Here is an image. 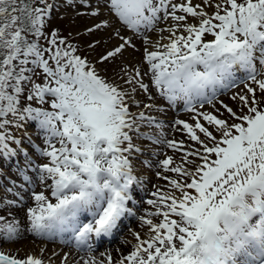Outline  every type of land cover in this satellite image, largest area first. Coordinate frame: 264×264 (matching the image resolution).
Returning <instances> with one entry per match:
<instances>
[{"label": "snow or ice", "instance_id": "snow-or-ice-1", "mask_svg": "<svg viewBox=\"0 0 264 264\" xmlns=\"http://www.w3.org/2000/svg\"><path fill=\"white\" fill-rule=\"evenodd\" d=\"M96 5L89 15L98 16L103 7L141 38L144 70L121 64L111 78L101 75L98 65L106 71L126 48H135L118 28L110 38L121 43L94 64L57 31L45 32L58 7L53 0H0V162L15 161L12 170L33 189L35 203L27 209L24 229L0 216V243L27 231L88 253L71 262L66 253L60 264H264V0H96ZM109 27L103 21L87 31ZM148 32L160 35L150 41ZM240 84L243 89L230 97L235 109L218 101ZM157 96L173 108L183 102L192 123L177 119L173 127L196 147L184 149L183 141L141 130L165 127L157 115L167 109L155 103ZM205 106L213 111H203ZM133 107L142 110L134 113ZM33 124L41 144L27 132ZM21 130L17 138L14 132ZM134 136L183 150L182 164L171 156L155 165L143 160L145 167L161 170L155 175L171 191L157 188L151 193L155 199L146 201L155 209L139 217L148 227L147 239L134 233L137 242L129 254L114 260L102 252L97 258L96 242L119 233L124 220L139 211L135 190L142 182L134 174V157L147 150L136 147ZM151 155L158 154L147 152ZM37 181L40 192L34 190ZM9 183L5 191L12 193L18 185ZM16 203L0 197L5 209ZM0 264L46 262L0 251ZM48 264H54L52 257Z\"/></svg>", "mask_w": 264, "mask_h": 264}, {"label": "rangeland", "instance_id": "rangeland-1", "mask_svg": "<svg viewBox=\"0 0 264 264\" xmlns=\"http://www.w3.org/2000/svg\"><path fill=\"white\" fill-rule=\"evenodd\" d=\"M53 2L58 6L53 9L51 18L47 21L45 32L50 34L52 30L58 32L61 38H65L68 43L73 44L78 48V53L82 57L87 58L89 61L95 64L97 59L104 54L106 51L111 50L116 45L121 43L118 39L110 38L113 36L114 29H119L121 35L131 38L133 43L135 44V48L128 47L124 50L123 55L118 57L115 64L107 65V70L105 71L102 66H97L98 70H100L101 75L106 76L107 78H111L113 76V70L116 69L118 71L117 66L123 64L127 68L131 69L133 66L140 67L144 70V65H142L141 61L143 59V46L140 37H133V34L128 29L124 28L120 22L109 13L105 8L101 7L99 9L100 14L98 16H91L89 13L96 9V0H87V2L91 5V7H85L82 0H72L71 5L65 3V0H53ZM174 2L179 3L181 0H174ZM193 4L201 3V0H192ZM179 14V13H178ZM103 21H108L111 27L106 28L101 31H94L88 32L89 28H94L97 23H101ZM173 23L169 21L168 24ZM188 23H195L192 18L188 19ZM166 24H161L159 27L163 28L166 27ZM146 35L149 37L150 41H154L158 39L159 33L158 32H148ZM167 35V33H164ZM208 39H211L209 36ZM100 40L101 43L97 45L95 48L88 47L89 44L94 43L95 41ZM153 50V49H150ZM117 82L122 83L117 78ZM145 82L147 78H145ZM242 85V84H240ZM127 87V85H125ZM243 85L235 90L231 91L228 95L224 96L220 100H223L224 103L229 104V106L236 108V103L233 102L230 97L233 95L234 92H240L243 89ZM138 100L142 102H147V98L144 94H139L136 97ZM145 99V100H144ZM157 105H160L166 108L168 111L165 113L157 115L156 113H152L153 115H157V118L161 120L165 127L163 129H149V128H142V131L148 132L157 138L166 139V140H176V141H183L184 142V149H188L191 145L192 147H196L193 142H191L187 135L175 130L173 127V123L175 120L180 119L192 123L190 119V113L181 111L179 109V105H176L172 110L171 107L167 105V103L160 99L158 96L155 100ZM217 106L219 107V103L217 102ZM139 110L135 107L131 108V111L136 113ZM203 111H213L211 106H205ZM223 111V109L221 110ZM226 115V114H225ZM223 118V117H222ZM23 130L21 132H14V134L19 138L22 135ZM28 134L32 135L33 139L37 144H41V138L37 135L35 130V125H31L27 129ZM162 133V135H161ZM133 143L136 147L141 149H146L147 152L156 153L158 155H151L147 156V152L145 156H137L134 157V164H135V171L134 174L137 175V179L141 181V185L136 188L135 190V199L140 202L138 204L139 211H137L135 217H131L128 223L122 228V230L117 233V237L115 240L110 243L103 245L101 247L95 248L93 255L97 258L100 257V253H107L111 254L114 260H118L122 255L129 254L132 250V246L137 242L135 240L134 233H138L142 239H147L149 236V230L146 225H143L139 217L145 215L146 212L155 211L154 208L147 205L146 201L148 199H155L151 195V193L155 192L157 188L160 189L161 193L170 192L171 188L167 184V182L163 179L157 178L155 173L157 171H161L156 167L147 168L143 164V160L148 158L150 162L155 165L159 160H163L166 156L173 157L176 165L182 164V157H183V150L181 151H173L169 149L164 144L159 145H150L147 141L138 140L133 137ZM35 159V157H33ZM191 159V158H189ZM21 164L23 161H20ZM42 161L37 160V163H41ZM13 162L4 164L0 162V168L3 169V172L0 173V197H4L7 200H13L17 203L11 207L10 209H5L0 207V216H4L5 220L9 219L11 213H19L22 211V215L25 216L26 219V212L29 207H34L35 203L31 198V192L33 189L29 188L27 185H24L21 177H19L12 169H13ZM184 167H188V165H184ZM163 175H167L171 178H177V174L174 173H162ZM30 176H34V173L29 172ZM16 181L18 187L14 189L12 193H8L5 189L11 187L9 180ZM35 192L42 191V186L37 181L35 188ZM47 194V193H46ZM154 222H157L154 219ZM26 236L23 238L20 237L15 240L18 243L15 244V251L18 252L20 258H24L27 255H34L39 258L45 260L46 264L49 262V257H52L54 264H60V257H62L66 253H62L60 251L62 244L60 241L50 243L52 248L46 246L49 240L44 238L36 237L34 235H29L30 240L22 241ZM0 239L2 240V234H0ZM14 241H7L0 243V251L8 253L14 248L13 243ZM20 243V244H19ZM39 244V245H38ZM37 245V246H36ZM20 246V247H19ZM71 249L73 247L68 245ZM3 249V250H2ZM18 249V251H17ZM75 249V247H74ZM73 249V250H74ZM7 250V251H6ZM77 250V249H75ZM110 250V251H109ZM22 251V252H21ZM78 251V250H77ZM49 252V253H48ZM53 252L59 253V256H52ZM80 254L83 256H87L88 253H84L82 251ZM112 252V253H111ZM83 253V254H82ZM62 254V255H61ZM85 254V255H84ZM69 261H73L72 257L69 256Z\"/></svg>", "mask_w": 264, "mask_h": 264}, {"label": "bare ground", "instance_id": "bare-ground-1", "mask_svg": "<svg viewBox=\"0 0 264 264\" xmlns=\"http://www.w3.org/2000/svg\"><path fill=\"white\" fill-rule=\"evenodd\" d=\"M145 100V99H144ZM173 110V109H172ZM168 111V110H167ZM163 136V135H162ZM134 140V139H133ZM32 207V206H31ZM24 215V213H23ZM22 215V211H20L19 213H11V215L9 216V219L7 221H12L13 219H15L16 221L19 222L20 226L22 229L25 228L26 224H27V221L25 219V216ZM29 235H33L27 231H24L23 234H22V238L24 236H26L24 239H22V241H25V240H30L29 238ZM18 243L16 241H14L13 243H11L12 245H14V248L9 252V254L11 255H17L19 254L18 252H16L14 249H15V244ZM20 244V243H19ZM39 245V244H38ZM37 246V245H36ZM46 246L52 248V245L50 243L46 244ZM61 249L60 251H62V253H67L70 257H72L73 261L74 260H79V258L83 255L79 254L78 252H76L75 250L71 249L68 244H64V245H61ZM20 247V246H19ZM3 250V249H2ZM7 251V250H6ZM18 251V249H17ZM110 251V250H109ZM22 252V251H21ZM49 253V252H48ZM54 253V252H53ZM85 253V252H84ZM112 253V252H111ZM8 254V253H7ZM83 254V253H82ZM62 255V254H61ZM85 255V254H84ZM20 257V255H17Z\"/></svg>", "mask_w": 264, "mask_h": 264}]
</instances>
